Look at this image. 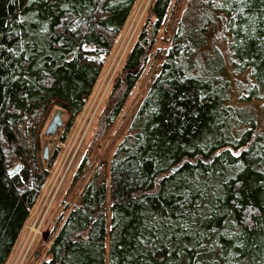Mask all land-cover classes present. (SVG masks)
<instances>
[{
    "label": "trees",
    "instance_id": "trees-1",
    "mask_svg": "<svg viewBox=\"0 0 264 264\" xmlns=\"http://www.w3.org/2000/svg\"><path fill=\"white\" fill-rule=\"evenodd\" d=\"M136 2L0 0V264L48 177L37 155L41 120L55 99L72 122L83 112ZM171 2L153 1L151 39ZM201 8L228 16L232 70L249 73L243 96L264 113V0H208ZM213 24L191 15L178 23L114 153L109 186L100 174L85 186L40 264H264V126L229 103L224 59L203 51ZM148 36L144 30L126 56V89L112 120L139 78ZM214 57L222 63L209 74Z\"/></svg>",
    "mask_w": 264,
    "mask_h": 264
},
{
    "label": "rangeland",
    "instance_id": "rangeland-1",
    "mask_svg": "<svg viewBox=\"0 0 264 264\" xmlns=\"http://www.w3.org/2000/svg\"><path fill=\"white\" fill-rule=\"evenodd\" d=\"M153 1L137 0L106 59L83 112L73 122L72 114L65 109L64 102L57 99L51 101L37 132V155L44 170L48 171V177L7 264H40L46 258L59 219L79 204L85 186L97 174H100L101 179L104 178L109 186L110 166L114 153L130 134L134 119L160 71L165 54L172 46L177 25L186 20L188 15L202 20L210 19L211 24L214 23L206 33L207 43L203 51L208 56L220 54L223 57L228 77L229 103L233 107L252 111L261 122L260 128L264 126L262 104L246 100L243 96V92L251 85L249 73L236 75L232 70L229 48L231 38L225 27L228 26V16L202 9V5L208 0H172L163 26L156 37L151 39V31L156 23V19L150 14ZM144 30L149 33V48L139 78L112 120L115 108L122 100L126 89L122 67L128 52ZM221 63L218 57H214L208 73L217 72ZM203 69L204 65L201 64L199 72ZM118 81L120 87L116 88ZM58 110L63 111L64 125L55 136L48 137L47 128ZM46 147L49 148V154L48 158L44 159ZM13 169L15 168L10 171ZM110 204L108 193V208ZM108 216L110 219V215ZM108 249L109 240L106 248L107 260Z\"/></svg>",
    "mask_w": 264,
    "mask_h": 264
},
{
    "label": "water",
    "instance_id": "water-1",
    "mask_svg": "<svg viewBox=\"0 0 264 264\" xmlns=\"http://www.w3.org/2000/svg\"><path fill=\"white\" fill-rule=\"evenodd\" d=\"M64 125L63 123V111L62 110H58L56 111L52 121L50 122L47 131H46V136L48 137H53L57 134L58 130L60 128H62ZM48 154H49V148L46 147L44 150V159L48 158ZM19 170V165L15 167V169H13L12 171H10V175L15 174L16 172H18Z\"/></svg>",
    "mask_w": 264,
    "mask_h": 264
}]
</instances>
